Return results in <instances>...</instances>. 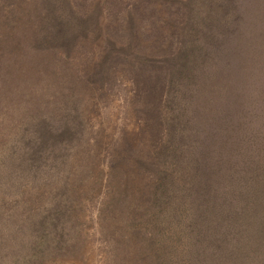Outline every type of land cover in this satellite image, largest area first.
<instances>
[{"label": "trees", "instance_id": "trees-1", "mask_svg": "<svg viewBox=\"0 0 264 264\" xmlns=\"http://www.w3.org/2000/svg\"><path fill=\"white\" fill-rule=\"evenodd\" d=\"M95 1L97 5L92 4ZM95 1L35 3L42 10L39 20L44 44L39 41L40 45L78 46L79 29L86 33L93 27L96 32L102 28L111 36L106 38L108 57H103L107 61L98 69L99 77H127L135 87L136 100L150 106L142 113L135 136L124 138L127 155L116 152L118 158L112 157L110 162L117 171H126L128 190L106 215L105 221L111 223L107 233L116 244L111 241L107 253L117 264H199L204 257L200 247L207 243L201 228L211 231L208 226L219 225L213 221L219 219L214 215L229 217L221 211L230 201L222 200L221 191L214 187L220 180L214 184L199 181L204 163L199 151L192 154L196 152L195 141L203 139L195 116L197 101L211 91L219 62L230 58L231 69L237 68L236 56L242 44L238 37L245 38V29L252 22L245 6L239 9L237 0ZM6 2L1 22L11 28L18 0ZM225 34L237 40L227 53L225 45L219 44ZM259 62L263 66L264 57ZM242 71L239 68L236 74L242 76ZM260 72L257 83L264 95V69ZM240 88L243 90L242 85ZM6 99L0 109V264H38L66 246L78 232L77 209L82 203L76 201L69 186L72 170L68 159L84 135L83 123L74 121L80 100L70 93L58 101L56 106L64 115L56 129L48 106L37 116L21 115L18 119V101ZM258 112L264 116V97ZM240 143L237 146L242 151L249 150L251 144L246 148ZM260 149L264 151V146ZM227 156L235 157L232 161L238 163L244 157L235 153ZM182 175L186 179L181 181ZM261 184L264 177L251 199L256 207L263 206ZM252 224L247 226L246 235L260 238L261 247L264 232L259 235L257 231L264 223ZM163 241L173 246L172 256H163L158 249ZM198 243L203 244L198 247ZM123 252L127 259L122 263ZM258 252L264 262V255ZM106 259L110 262L108 256Z\"/></svg>", "mask_w": 264, "mask_h": 264}, {"label": "rangeland", "instance_id": "rangeland-1", "mask_svg": "<svg viewBox=\"0 0 264 264\" xmlns=\"http://www.w3.org/2000/svg\"><path fill=\"white\" fill-rule=\"evenodd\" d=\"M5 1L0 0V109L6 97L18 101V119L21 115L37 116L48 106L51 124L59 129L64 112L56 105L67 94L74 93L80 100L79 115L74 121L83 123V138L71 149L68 159L72 170L69 186L76 201L82 203L77 209L78 232L71 242L38 264H117L111 262L107 253L113 237L107 233L111 223L105 220L108 211L127 196L128 175L125 170L117 171L116 166H110V162L118 156L116 152L127 155L124 138L135 136L143 121L142 113L149 111L150 106L136 100L135 87L127 77H99L98 69L107 61L103 57L105 54L108 57L106 38L111 36L102 28L96 32L93 27L86 33L79 29L78 46L40 45L39 41L44 44L39 20L42 10L35 0H18L14 6L18 10L17 18L11 28L1 22L8 6ZM237 1L239 9L245 6L246 16L252 22L244 28L245 38L238 37L242 44L236 56L239 57L237 68L231 69L230 58L218 63V77L212 82L211 91L198 99L195 114L203 137L201 142L195 141L196 152H192L199 151L204 163L199 181L214 184L220 180L214 187L221 191L222 200L230 201L225 203L230 210L225 206L221 211L230 218L214 215L219 217L213 220L219 225L208 226L211 231H206L205 226L201 228L207 243L204 247H200L203 243L197 245L204 253L199 264H264L258 254L261 251L264 255V244L259 247L260 238L246 235L248 225L264 223L263 198L262 207H256L251 200L264 177V151L260 149L264 146V116H258L264 95L257 83L264 69L259 62L264 57V0ZM95 14L104 21L97 13L91 15ZM226 35L220 36L219 44L225 45L227 53L237 40ZM239 68L243 70L242 76L236 74ZM247 132H251L249 139H245ZM238 141L246 148L251 144L249 150L242 151ZM229 153L244 157L238 163L232 161L235 157L227 156ZM225 169L228 170L219 176ZM183 175L181 181L186 179ZM262 231L264 228L257 234L261 235ZM169 244L163 241L161 248L157 245L163 256L173 255V246ZM120 256L119 262H125L127 254L123 252Z\"/></svg>", "mask_w": 264, "mask_h": 264}]
</instances>
